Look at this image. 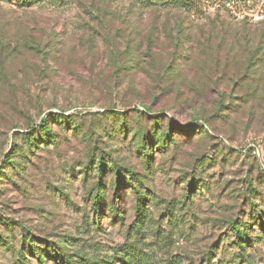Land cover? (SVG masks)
I'll use <instances>...</instances> for the list:
<instances>
[{"label": "rangeland", "instance_id": "rangeland-1", "mask_svg": "<svg viewBox=\"0 0 264 264\" xmlns=\"http://www.w3.org/2000/svg\"><path fill=\"white\" fill-rule=\"evenodd\" d=\"M192 1L190 10L155 13L137 0H58L31 6L0 0V171L6 172L0 177V264H42L28 246L26 257L21 256L28 236L40 247L46 242L58 252L59 246L65 247L79 264H264V88L252 102L243 91H234L233 98L226 95V107L219 112L214 84L215 58L222 67L227 54L264 47V0ZM166 16L173 32L182 20L193 43L187 51L189 62L183 65L186 79L182 74L172 78L177 84L185 79L182 98L154 99L149 91L156 85L154 77L144 70L117 75L107 43L145 41L152 23L163 39ZM160 47L170 51L168 45ZM232 60L229 74L236 77L240 72L234 71ZM199 64L212 81L198 73ZM42 70L46 73L38 75ZM221 80H227L229 90L233 87L234 80L225 75ZM192 86H205L206 96L191 103L186 98L193 97L188 94ZM145 104L152 107V115L138 123L136 109ZM61 108L81 124L80 132L73 134L70 126L62 128L48 116ZM122 114L136 129H171L176 141L164 153L156 151L148 168L130 147L133 133L124 136L116 128ZM200 114L211 121L181 132L189 124H201ZM153 115H161L157 129ZM45 116L58 142L28 151L25 134L35 130L26 125ZM173 118L179 124L172 123ZM12 123L22 128L12 129ZM17 131L19 147L28 152L15 156L11 168L4 160ZM107 154L134 167L146 181L149 218L142 231L135 226L129 186H120L121 198H116L122 218L111 215L108 206L101 217L94 213L90 195L98 179L93 166ZM104 161L113 167L112 161ZM106 175L104 194L110 204L112 176ZM251 209L262 214L263 227L254 222L251 239L241 249L231 224L250 222ZM124 253L132 260L123 262ZM45 264L66 262L48 257Z\"/></svg>", "mask_w": 264, "mask_h": 264}, {"label": "trees", "instance_id": "trees-1", "mask_svg": "<svg viewBox=\"0 0 264 264\" xmlns=\"http://www.w3.org/2000/svg\"><path fill=\"white\" fill-rule=\"evenodd\" d=\"M47 1L53 2L58 0H17L19 5L24 6H31ZM137 1L146 8H152V11L155 13L157 11L158 13L159 11L163 12L162 9L166 11L179 8H185L187 10H190L192 6L194 7L192 0ZM168 14L169 13H167L166 15ZM170 24V19L166 16L162 20V27L165 35L163 39L160 37L161 34L158 25L152 23L145 37V41H137L133 39L126 41L122 45L113 42L107 43V45L110 47L108 50V54L113 62L114 69L118 71L117 75H120V71L122 72L123 70L130 72L136 70L137 73L144 70L149 76L154 77V82L156 83V85L154 87H150L149 90L152 93L154 99L160 95L174 98L179 96L182 98V96L184 95V89L186 87L183 83V80L186 79V73L184 72L183 65H187L189 62L187 57V51L192 46L193 42L182 20L178 19L175 28L176 32H173ZM160 44H163L165 46L168 45V47H170V51L166 53L167 49L169 48L165 47L162 50ZM246 49L247 47H243V50L245 52L244 54L241 52V55L240 53H235L234 56L227 54L224 57L225 61L222 63V67L220 66L221 59L218 58L219 60H217L215 58V60L217 61L216 76L218 82H214V84L218 87L219 95V99L215 101V107L216 110L219 112H222V109L226 107L224 103L226 95L229 94V98H233L234 91H243V97L245 98V100H249L252 102L253 99L255 100L259 97V95L257 96L258 91L261 88H264V47L254 46L253 48H248L247 50ZM40 52H42L43 54V64L47 66L49 62L47 57L44 55L45 51L40 49ZM231 58H233L232 62H234L233 64H235L236 67L234 71L240 72V75H235L236 77H234V74H229L230 69L228 67V64ZM145 60H148L147 63H149V65H145ZM207 61L208 57L206 56L203 61L205 65L207 64ZM199 67L200 70L198 71V73L203 76L205 75L208 80L212 81V79L209 78L211 77V75L205 71L204 66L199 64ZM37 73L38 75H41L46 73V71L42 70ZM181 74L184 76L185 79L183 78L179 84L173 83L172 78L180 76ZM2 75H7L6 70H3ZM224 75L227 76L229 81L234 80L233 87H231L230 90L228 89L230 87H226V84L228 85L227 80H221L222 76ZM261 82H263L262 86H260ZM245 84L247 85L244 87ZM192 87L188 88V94H194L193 97L189 96L188 98H186L191 103L195 102L196 97L204 98L206 96L205 86H202L201 88L193 87V89ZM63 109L64 108H61L60 112L58 113H50L48 114V116L53 117L52 119L55 120L58 125H61L62 128H65V126H70L73 134L80 132L82 130L81 124L76 121L75 118H72V116L65 114V110ZM151 113L152 107L147 104L141 106V109H136V119L138 123L143 117H148L152 115ZM200 115L203 116L202 114ZM48 116L43 117L38 123L35 121H30L29 123H27V129L35 130V133L26 132L25 134L24 139L25 143H27L28 151H31L33 148H36L41 143L51 142L52 144H57L58 135L55 134L53 126L50 124L51 120L50 118H48ZM127 118L128 117L126 114H122L119 117L120 121L118 122L121 124L119 125V127L117 124L116 128L124 136L129 130L133 133L132 137H134V141L132 142V145L130 147L133 152H135L149 168L151 165L154 164V157L156 151L164 153L170 148L171 143L176 141V139L174 138V134L171 129L168 131L162 130L160 133H157V131L156 133L150 131L147 132L141 126L140 129H136L133 125L130 124ZM160 118L161 115H153L150 117V119L154 121V128L156 129L159 127ZM203 118L204 119H202L203 121L201 124H189L188 126L184 127L181 132L188 133L189 131H193V129L195 128H204V125L208 121L210 122L211 118L210 116L208 117V115H204ZM172 123L177 125L179 124V121L178 119L173 118ZM11 128L15 129L22 127L18 123H12ZM175 129L180 130L179 127H176ZM18 134L19 131L14 132V140L11 144V154L5 155L4 166H10L11 168L14 167L15 156L20 154H26V152H28L22 147H19V144L16 140V136ZM107 156L108 158H105L104 155H101L96 165L93 166L94 175L98 179L97 182L94 183V191L90 195V200L94 213L96 214V217H101L104 208H107L108 206V210L111 212V215H114V217L122 218V216L120 215L122 211L116 198H121V195L119 196L120 186H129L134 194V209L137 217L135 226L137 230L142 231V225L149 218V211L147 210L146 202H148L150 198L147 195V192L144 190L146 181L144 180L143 175H141L131 165L123 164L122 162L120 163V161L118 160L112 159L111 154H107ZM105 159H109L110 161H112L113 167L109 168L107 161H104ZM91 161H93V159ZM86 168L90 169L92 167L86 166ZM0 172H2L0 177L6 176L5 171ZM108 173H110L112 176L110 186L113 190V198L110 204H107V202L105 201L104 194V190L108 185V179L106 175ZM88 174L89 172L86 169L84 171V177H86ZM188 187L192 189L193 185L190 184V186ZM191 189L190 191H192ZM248 215V218L251 219L250 222L246 221L241 224L233 222L231 224L233 233L235 234V241L238 247L241 249H244L246 244H248L251 239L250 229L252 228V224L254 222H260V220L262 219V214L258 213L254 209H251ZM3 223L9 224L7 221H4ZM260 226L263 227L262 222H260ZM259 237L260 236H255V238L257 239ZM51 244L52 243L50 242H46L44 247H40L39 245H36L34 243L32 236L24 237V241L22 243L23 249H21V256L23 258L26 257L25 249L26 246H28L29 252L35 254L37 260H39V262H41L42 264H45L46 258L48 257H53L61 262H66V264L80 263V261L76 260L70 253L64 250L65 247L59 246L58 248H60V250L62 251L58 252ZM79 257L83 258L82 256ZM126 259H128V261L132 260L127 253H124L121 260L125 262ZM105 263L117 264V261L107 260L105 261ZM208 263L212 264L211 260H209Z\"/></svg>", "mask_w": 264, "mask_h": 264}, {"label": "built area", "instance_id": "built-area-1", "mask_svg": "<svg viewBox=\"0 0 264 264\" xmlns=\"http://www.w3.org/2000/svg\"><path fill=\"white\" fill-rule=\"evenodd\" d=\"M258 155L260 156V152L258 151Z\"/></svg>", "mask_w": 264, "mask_h": 264}]
</instances>
